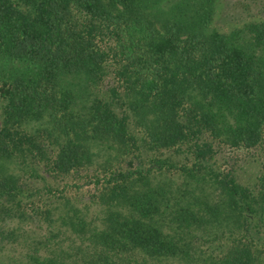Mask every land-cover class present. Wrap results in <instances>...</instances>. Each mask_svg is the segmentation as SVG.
<instances>
[{
	"label": "trees",
	"instance_id": "trees-1",
	"mask_svg": "<svg viewBox=\"0 0 264 264\" xmlns=\"http://www.w3.org/2000/svg\"><path fill=\"white\" fill-rule=\"evenodd\" d=\"M245 5L224 31L220 0H0V264H264V162L214 159L264 142Z\"/></svg>",
	"mask_w": 264,
	"mask_h": 264
},
{
	"label": "rangeland",
	"instance_id": "rangeland-1",
	"mask_svg": "<svg viewBox=\"0 0 264 264\" xmlns=\"http://www.w3.org/2000/svg\"><path fill=\"white\" fill-rule=\"evenodd\" d=\"M221 6L219 15L216 18V25L224 31H228L232 24H236L239 20H246L251 17L252 12L241 15L245 8V0H220ZM261 9L260 4L254 5V15ZM259 14V13H258ZM232 22V23H231ZM113 80L109 78L106 81H101L98 85V90L106 91L110 85H113ZM1 120V117H0ZM214 159L220 167L228 173H233L242 184L253 186L256 175L259 173L261 164L264 162V142L257 148L250 150H234L228 147L219 148L215 146ZM91 171H78L74 174L73 180H84L89 176ZM84 191L81 195H86Z\"/></svg>",
	"mask_w": 264,
	"mask_h": 264
}]
</instances>
